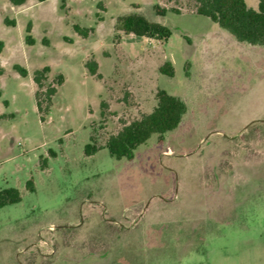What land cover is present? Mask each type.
Wrapping results in <instances>:
<instances>
[{"label": "rangeland", "instance_id": "374dc122", "mask_svg": "<svg viewBox=\"0 0 264 264\" xmlns=\"http://www.w3.org/2000/svg\"><path fill=\"white\" fill-rule=\"evenodd\" d=\"M128 13L170 36L124 33ZM0 41V189L21 196L0 207V264H264V45L191 0H0ZM44 66L41 98L63 82L40 112L32 75ZM158 89L187 104L163 143L152 135L131 160L84 153L150 112Z\"/></svg>", "mask_w": 264, "mask_h": 264}, {"label": "trees", "instance_id": "16d2710c", "mask_svg": "<svg viewBox=\"0 0 264 264\" xmlns=\"http://www.w3.org/2000/svg\"><path fill=\"white\" fill-rule=\"evenodd\" d=\"M14 5H21L25 0H9ZM195 4V13L208 17L220 28L230 33L234 39L239 42L251 45H264V0H257L256 8L247 5L245 0H191ZM158 15H164L165 8L154 6ZM120 29L126 34L136 36H145L156 40H166L170 36V30L167 26L146 19L139 13H128L118 17ZM7 24L15 25L14 20L5 19ZM30 23H27L25 31V41L32 44L33 39L30 34ZM73 29L81 36L86 37L91 27H83L78 24L73 25ZM3 43L0 41V52ZM14 69L22 76L27 75L24 67L15 64ZM86 67L90 74L96 73L97 62L88 60ZM49 70L44 66L35 70L32 80L36 84L37 90L34 92L38 110L47 111L51 103V96L56 91V85L63 82L62 74H58L55 84H50L43 92V98L40 97L45 73ZM158 70L168 76L174 74L171 62L165 61L159 66ZM0 66V74L2 73ZM44 102V105H43ZM187 112L185 100L177 95L168 93L164 89H158L156 92V103L150 112L142 114L128 123H125L117 132L109 135L103 145L95 142H88L84 145L83 151L86 155L92 154L100 147L107 148L110 156L120 159L131 160L134 158V151L140 145L145 143L152 135L157 137L159 143H163L168 132L178 126L182 117ZM93 138L90 137V140ZM50 155L55 152L49 150ZM45 165V164H44ZM30 190H33L32 179L26 183ZM21 196L17 188L6 187L0 189V207L20 201Z\"/></svg>", "mask_w": 264, "mask_h": 264}, {"label": "crops", "instance_id": "0c3cea01", "mask_svg": "<svg viewBox=\"0 0 264 264\" xmlns=\"http://www.w3.org/2000/svg\"><path fill=\"white\" fill-rule=\"evenodd\" d=\"M256 6H257V3H256ZM256 6H251V7H254V8H256Z\"/></svg>", "mask_w": 264, "mask_h": 264}]
</instances>
